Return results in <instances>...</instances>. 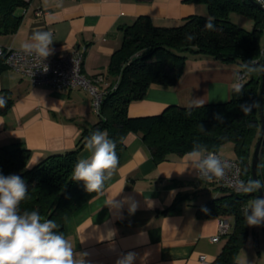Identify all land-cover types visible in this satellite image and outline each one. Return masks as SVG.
Instances as JSON below:
<instances>
[{
	"label": "crops",
	"instance_id": "0c3cea01",
	"mask_svg": "<svg viewBox=\"0 0 264 264\" xmlns=\"http://www.w3.org/2000/svg\"><path fill=\"white\" fill-rule=\"evenodd\" d=\"M202 9L201 4L183 0H31L20 11L23 21L18 30L1 36L0 46L21 49L34 31H50L55 40L53 55L83 51L84 73L107 75L111 56L123 43L124 28L139 16L171 27ZM193 58L197 63L190 65L187 60L177 86L151 87L144 99L130 104L128 114L157 115L172 105L189 108L192 100L202 98L204 105L228 102L231 77L240 65L203 55ZM4 93L12 102L6 113H0V147L25 146L31 150L30 167L53 154L74 150L83 130L99 120L93 95L82 88L33 86L28 77L7 68L0 73V96ZM126 145L116 174L106 182V194L97 195L66 219V239L76 252L86 254V264H115L127 252L136 253L135 264H211L226 238L211 240L218 235L219 217H200L198 209L221 195L217 186L186 168L184 155L156 163L141 136L133 133ZM88 155L83 147L78 158ZM234 155V145L227 143V159ZM112 197L118 203L106 205ZM125 197L137 204L132 214ZM110 231L115 235L108 236ZM237 260L264 264L263 225L252 227Z\"/></svg>",
	"mask_w": 264,
	"mask_h": 264
},
{
	"label": "trees",
	"instance_id": "16d2710c",
	"mask_svg": "<svg viewBox=\"0 0 264 264\" xmlns=\"http://www.w3.org/2000/svg\"><path fill=\"white\" fill-rule=\"evenodd\" d=\"M30 1L0 0V37L18 30L23 21L20 11ZM183 1L206 5L208 15H189L180 25L171 27L158 26L150 16L142 15L124 28L123 43L112 54L108 74H105L109 86L98 112L99 120L83 130L74 150L53 154L30 167L31 150L21 144L0 147V173L18 175L26 182L28 194L20 204L22 212L36 210L43 219L55 220L59 231L65 235L66 219L98 195L88 193L84 183L73 181L71 175L79 159L78 153L84 147L85 137L96 129L107 131L109 138L116 142L119 164L127 146V136L131 133L141 136L156 163L168 161L175 155L183 156L196 143L216 152L222 145L232 143L234 160L242 167L244 181L253 179L252 159L261 134L260 108L244 115L239 105L253 101L260 103L263 76L247 78L243 95L232 92L226 103L189 108L172 105L157 115L133 117L128 114L130 104L144 99L151 87L173 88L179 84L186 69L188 53L209 56L226 64L240 65L249 60L264 64L261 45L264 10L256 3L251 0ZM232 13L254 20V29L249 31L233 23L230 20ZM209 16L215 18L217 31L204 29ZM186 33L195 34L196 39L187 41ZM6 69L4 57H0V73ZM3 97L7 104L0 108L2 114L7 112L12 102L8 93ZM218 113L222 114L223 123L214 119ZM200 124L205 130L200 129ZM257 173L258 178L264 181V141ZM216 189L221 195L199 207V216L232 217L234 223L232 231L225 237L221 253L211 264H241L237 257L252 229L246 224L242 208L251 197L230 188L217 186Z\"/></svg>",
	"mask_w": 264,
	"mask_h": 264
},
{
	"label": "clouds",
	"instance_id": "9594fccd",
	"mask_svg": "<svg viewBox=\"0 0 264 264\" xmlns=\"http://www.w3.org/2000/svg\"><path fill=\"white\" fill-rule=\"evenodd\" d=\"M264 5V0H257ZM206 31H217L215 18L207 17L204 25ZM189 42L196 39L195 34H185ZM53 33L36 30L28 41L21 44V52L25 56L34 58V67L42 72L49 70L45 63L53 55ZM240 71L232 74L231 92L243 95L247 78L257 75L264 76V64L255 60L243 61ZM34 73V72H33ZM32 73V75H33ZM205 100H192L190 107H203ZM7 100L0 96V108L5 107ZM244 115H250L254 110L261 108L259 101L251 104L239 105ZM189 114H191L189 112ZM214 119L223 123L222 114H215ZM201 130H205L202 124ZM84 149L88 156L78 159L72 171V180L82 181L88 193L106 194L105 185L116 174L119 157L116 153V142L109 138L107 131L93 130L85 137ZM186 168L196 172L200 180L211 181L222 178L231 164L222 159L217 153L210 151L206 146L196 143L185 153ZM238 191L251 198L242 208V213L249 227L264 225V196L256 195L264 191V181L249 179L241 181ZM28 194L24 179L18 175L5 176L0 173V264H86L85 253L74 250L72 243L59 231V225L53 219H43L36 210L21 211L20 204ZM130 214L137 210V204L132 197H125ZM118 202L110 198L106 205L113 206ZM207 211V209H203ZM115 235L109 232L108 236ZM136 253L127 252L118 256L115 264H135Z\"/></svg>",
	"mask_w": 264,
	"mask_h": 264
},
{
	"label": "built area",
	"instance_id": "2783aa9c",
	"mask_svg": "<svg viewBox=\"0 0 264 264\" xmlns=\"http://www.w3.org/2000/svg\"><path fill=\"white\" fill-rule=\"evenodd\" d=\"M255 1L257 2V0ZM258 4L264 7L261 3ZM40 13L41 12H39V14ZM0 57H4L7 68L13 69L28 77L33 86H51L63 91H71L80 88L88 90L93 95L94 109L97 113L99 112L107 94L109 83L105 74L87 76L84 73L83 51L61 56L51 55L45 61L49 68L46 73L37 70L34 67V58L25 56L20 49L0 46ZM213 152L217 153L222 159L228 161L231 164V168L226 171L222 178H214L211 182H213L215 186L230 188L236 192H240L238 191V187L240 182L244 181L241 165L234 159L222 157L219 152ZM232 229L233 224L229 217H220L218 235L212 237L211 240L213 242H218L222 237H226ZM200 259L205 260V256H201Z\"/></svg>",
	"mask_w": 264,
	"mask_h": 264
},
{
	"label": "rangeland",
	"instance_id": "374dc122",
	"mask_svg": "<svg viewBox=\"0 0 264 264\" xmlns=\"http://www.w3.org/2000/svg\"><path fill=\"white\" fill-rule=\"evenodd\" d=\"M202 10H200L199 14L201 15H208V9L206 7V5L204 4H201ZM230 20L235 23L236 25L246 29V30H253L254 27H255V22L254 20H252L251 18H249L248 16H245V15H242V14H239V13H232L230 15ZM169 27V26H168ZM263 29H264V22H263ZM261 45H262V48L264 49V30H263V33L261 34ZM188 56V59L189 62H190V65H194L196 64L197 62L194 61V56H198V54H193V53H188L187 54ZM219 154L224 157V158H227V143L222 145L219 149ZM230 156V155H229ZM234 156H232V158L230 159H233Z\"/></svg>",
	"mask_w": 264,
	"mask_h": 264
},
{
	"label": "water",
	"instance_id": "95a60500",
	"mask_svg": "<svg viewBox=\"0 0 264 264\" xmlns=\"http://www.w3.org/2000/svg\"><path fill=\"white\" fill-rule=\"evenodd\" d=\"M254 3H256L261 9L264 10V7L258 4L255 0H251ZM260 116H261V134L260 138L256 144V148L253 154V159H252V178L253 179H259L258 178V173H257V167H258V162H259V157H260V152H261V147L262 143L264 141V76L262 79V86H261V96H260ZM261 196H264V191L260 192Z\"/></svg>",
	"mask_w": 264,
	"mask_h": 264
}]
</instances>
